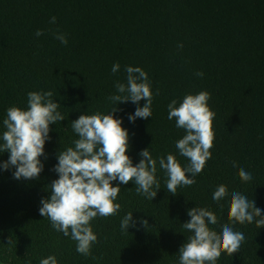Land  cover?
Wrapping results in <instances>:
<instances>
[{
    "label": "trees",
    "instance_id": "1",
    "mask_svg": "<svg viewBox=\"0 0 264 264\" xmlns=\"http://www.w3.org/2000/svg\"><path fill=\"white\" fill-rule=\"evenodd\" d=\"M37 30L44 34L37 37ZM57 31L67 45L55 39ZM114 63L120 65L115 74ZM126 66L142 68L154 94L147 119H128L137 107L130 101L115 105L133 165L149 149L153 158L172 153L187 166L175 147L186 133L168 119L167 105L201 91L210 93L215 113L212 158L196 183L175 196L158 162L161 188L152 201L136 193L134 182L113 181L121 188L115 201L121 210L91 222L98 242L85 257L40 215V201L50 198L49 186L59 178L58 153L78 138L72 121L111 110L108 97L116 82L126 84ZM49 90L65 119L50 125L39 178L17 180L14 167H0V264H40L49 255L58 264H179V249L192 235L182 224L195 207L216 214L218 223L209 227L217 233L227 223L245 237L239 252L222 253L217 264H264V227L227 217L234 191L253 199L264 216V0H0V134L9 107L26 109L29 92ZM9 155L0 153V165ZM240 168L251 181L240 180ZM221 184L230 195L217 203L212 195ZM128 212L135 226L127 233L120 223Z\"/></svg>",
    "mask_w": 264,
    "mask_h": 264
},
{
    "label": "clouds",
    "instance_id": "2",
    "mask_svg": "<svg viewBox=\"0 0 264 264\" xmlns=\"http://www.w3.org/2000/svg\"><path fill=\"white\" fill-rule=\"evenodd\" d=\"M55 22L56 17H52L50 23ZM43 34L42 30L35 33L37 37ZM54 35L61 44H68L66 34L57 31ZM119 69V63H114L113 74ZM125 72L127 82L115 83L116 94L108 97L113 106L107 114H82L72 121V130L78 138L73 140V146L58 153L54 171L59 178L49 186L50 198L40 201V215L50 221L55 231L70 237L76 244V251L85 257L91 256L92 247L98 242L91 222L98 216H116L121 210V205L115 202L121 188L119 184L112 186L113 181L118 180L120 184L134 182L136 193L152 201L161 188L156 176L158 162L166 175V189L175 196L178 188L191 187L196 183L194 177L203 172L207 161L212 158L210 150L215 141V113L208 104L210 93L201 91L185 95L179 104L173 99L167 105L168 119H175L176 128L186 133L176 141L175 147L179 155L188 160L187 166H182L172 153H168L166 158H153L149 149L141 151L142 159L133 165L126 154L129 134L121 126L122 120L114 117L118 111L115 105L130 101L137 107L128 119L132 122L137 118L147 119L152 117L154 94L148 74L142 68L126 66ZM197 75L203 77L204 73L198 72ZM52 97L50 90L32 91L27 94L26 109L17 106L7 109L3 120L5 130L0 134V153L8 152L10 155L0 167L4 170L14 167V179H37L43 171L40 157L44 155L45 142L50 138V125L65 119L58 111L60 104ZM141 100L146 101L142 107L139 106ZM238 176L242 182L252 180L251 173L243 168H240ZM229 195L228 187L221 184L216 187L212 199L219 203ZM220 207L222 209L223 205ZM187 215L190 220L183 223L182 228L192 235L179 249V264H217L222 253L232 256L239 252L245 240L243 233L234 231L227 223L221 226L220 233L210 228L209 225L218 223L213 211L195 207ZM227 217L231 224L254 222L257 228L264 227L261 209L255 206L253 199L249 200L238 191L230 195ZM141 223L148 226L146 220ZM130 226H135L132 212H128L120 223L122 232H127ZM11 244L9 238L8 245ZM40 264H58V261L54 255H49L41 259Z\"/></svg>",
    "mask_w": 264,
    "mask_h": 264
}]
</instances>
